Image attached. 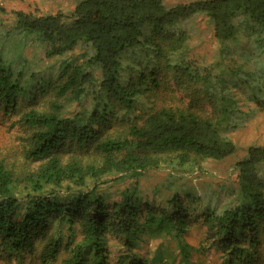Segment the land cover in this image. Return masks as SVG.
Segmentation results:
<instances>
[{
    "label": "trees",
    "instance_id": "16d2710c",
    "mask_svg": "<svg viewBox=\"0 0 264 264\" xmlns=\"http://www.w3.org/2000/svg\"><path fill=\"white\" fill-rule=\"evenodd\" d=\"M197 16L207 19L220 43L212 65L189 57L190 36L181 26ZM8 22L0 21L1 43L17 36L19 47L36 44L44 60L61 62L54 81L35 83L43 95L53 90L47 107L21 117L29 130L26 160L38 167L18 173L0 161V253L30 264L44 242L41 264H109L120 247L119 264H149L137 251L160 241L153 255L159 264L178 258L191 264L195 252L211 248L220 252V264H264L262 146L247 147L235 165L230 199L203 214L212 241L199 248L186 236L189 210L202 197L178 192L159 212L150 203L140 209L137 183L114 202L98 186L112 173L137 178L163 164L195 167L236 153L230 133L238 128L241 101L254 104L249 114L264 112V0L173 7L164 0H78L66 12L12 11ZM27 71L25 60L16 70L0 56L2 104L17 108ZM195 100L204 113L193 108ZM70 104L79 110L66 116ZM76 149L99 159L85 161Z\"/></svg>",
    "mask_w": 264,
    "mask_h": 264
},
{
    "label": "rangeland",
    "instance_id": "374dc122",
    "mask_svg": "<svg viewBox=\"0 0 264 264\" xmlns=\"http://www.w3.org/2000/svg\"><path fill=\"white\" fill-rule=\"evenodd\" d=\"M78 0H0V5L5 9L0 13V21L9 23L12 11H25L34 14H50L57 12H66L71 9ZM195 0H164L167 7H173L179 4H187ZM182 29L187 31L189 38V47L191 52L189 57L196 59H206L208 64L217 63L219 60L220 43L213 36V27L204 16H197L191 20L182 23ZM180 27V28H181ZM0 42V56L12 63L14 69L22 67L23 60L28 68L24 76V86L26 91L24 95L18 98L17 108H10L0 102V161H4L12 169L19 172L34 170L38 167V162L26 160L25 147L29 130L21 122L23 112L30 109L43 110L47 107V101L52 98V89L50 88L45 95L36 89V82L41 79L50 78L54 81L59 71L60 59L44 60L43 48L36 44L28 43L24 47H19V37L2 38ZM242 46L246 45L241 42ZM24 43H22L23 45ZM241 47V46H240ZM77 49L75 54H79ZM18 55L23 56L19 60ZM67 55L66 57H68ZM31 74L34 76L32 77ZM38 79L37 81H35ZM43 81V80H42ZM169 89H174L179 96L189 104L180 89L173 84H169ZM248 97V94L246 93ZM243 113L238 116V128L230 133V137L236 143V153L224 161L207 160L199 163L195 167L180 168L172 164H163L159 169L149 170L137 178L110 174L101 179L99 191L108 197L109 202L120 201L122 193L129 190L134 183L138 185V200H140V209H146L147 203L155 211H166V202L176 193H180L185 198V193H193L202 197L203 202L195 207H191L188 217L191 219V226L187 233V242L195 247L210 240L208 228L203 224L202 216L213 205H223L229 199V193L236 186L237 171L235 165L244 158L246 149L250 145L264 147V112L253 111L248 113L254 104L248 101H241ZM192 106L196 110L205 111V105L195 100ZM144 107H149L148 102H144ZM79 110V105L70 104L63 114L69 116ZM115 123L110 127L112 128ZM85 161L99 159L93 152L87 150L78 151ZM137 181V182H136ZM92 187V182L89 183ZM167 213V212H166ZM115 239V237H114ZM115 242V240H113ZM160 242V241H159ZM158 241L147 244L143 243L138 255L147 257L149 264H159L153 260L154 251L159 244ZM209 242V243H210ZM44 242H38L34 257L29 261L30 264L40 263V252ZM122 250L120 247L112 250L109 264H119V256ZM220 252L216 249L203 254L195 252L191 258V264H220ZM178 258L173 264H181ZM0 264H15L14 259H10L6 253H0Z\"/></svg>",
    "mask_w": 264,
    "mask_h": 264
}]
</instances>
